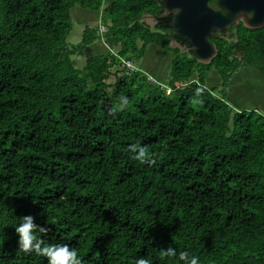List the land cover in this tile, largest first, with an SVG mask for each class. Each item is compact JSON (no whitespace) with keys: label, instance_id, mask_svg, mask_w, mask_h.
<instances>
[{"label":"trees","instance_id":"1","mask_svg":"<svg viewBox=\"0 0 264 264\" xmlns=\"http://www.w3.org/2000/svg\"><path fill=\"white\" fill-rule=\"evenodd\" d=\"M165 1L0 0V264H47L18 249L28 215L83 264H184L161 258L170 246L201 264H264V114L227 97L243 69L264 77V28L217 33L205 65L172 16L158 18ZM77 7L101 19L70 45ZM95 44L104 51L77 69ZM151 46L172 55L165 84L127 67ZM214 72L222 86L209 88ZM121 96L130 105L113 114Z\"/></svg>","mask_w":264,"mask_h":264},{"label":"water","instance_id":"2","mask_svg":"<svg viewBox=\"0 0 264 264\" xmlns=\"http://www.w3.org/2000/svg\"><path fill=\"white\" fill-rule=\"evenodd\" d=\"M209 1L166 0L165 12L158 16H172V28L191 44L187 52H193L205 65L212 63L217 56L218 48L211 42L217 33L231 34L232 27L240 23L252 30L264 28V0H221V11L211 7ZM143 19L156 24L154 16ZM173 46L181 47L175 41Z\"/></svg>","mask_w":264,"mask_h":264},{"label":"rangeland","instance_id":"3","mask_svg":"<svg viewBox=\"0 0 264 264\" xmlns=\"http://www.w3.org/2000/svg\"><path fill=\"white\" fill-rule=\"evenodd\" d=\"M100 13L90 10L82 11L77 8L73 9V31L68 37V43L70 45L80 43L83 38V28H86V24H94L99 18L101 19ZM148 22L152 23L149 20ZM100 41H102L101 37ZM95 46L96 44L93 51H87L86 56H76L74 58V65L77 69H83L93 54H99L104 51V46L103 48L101 45ZM162 52L161 49L151 46L143 60L134 64L140 70L145 69L154 81L165 84L171 73L172 55H165ZM221 80V76L214 72L209 80L208 87L222 86ZM227 91H229L228 99H230L232 107L244 110H257L264 114V77L255 69L245 68L236 74Z\"/></svg>","mask_w":264,"mask_h":264},{"label":"clouds","instance_id":"4","mask_svg":"<svg viewBox=\"0 0 264 264\" xmlns=\"http://www.w3.org/2000/svg\"><path fill=\"white\" fill-rule=\"evenodd\" d=\"M107 31L108 28L106 26H102L100 28L101 33H106ZM185 51L187 50L185 49ZM74 58L75 57H73V60ZM129 64L130 62H127L128 69L130 71L137 72L138 68L133 67L132 64H130L129 66ZM149 79L151 81H154L153 79L150 78V76ZM232 81L230 82L232 83ZM227 97L229 98V91ZM119 101H120L119 106L118 108L113 110V114H115L116 111H123L127 109L130 105L129 98L127 96H121L119 98ZM228 102L230 103V99H228ZM234 109L238 111L244 110L239 108H234ZM129 151L133 153V159L138 161L140 164L151 165L154 163V160H152L148 156L146 146L140 144H132L129 146ZM14 229L19 237L18 240L19 251H22L24 253H35L39 256L45 257L47 260V264H83L82 260L78 256V251L75 247H71L66 243H48L44 240L38 239L35 234L37 232H47L48 228L45 227L44 225L37 224L35 217L31 215L20 217V223ZM160 255L161 258L176 257L178 255L179 260L184 262V264H201L200 258L198 256L190 255V253L187 251L180 252L178 254L176 249L171 246L168 247L167 249L161 250ZM134 264H149V261L144 257H140L135 260Z\"/></svg>","mask_w":264,"mask_h":264},{"label":"crops","instance_id":"5","mask_svg":"<svg viewBox=\"0 0 264 264\" xmlns=\"http://www.w3.org/2000/svg\"><path fill=\"white\" fill-rule=\"evenodd\" d=\"M75 9H76V8H75ZM77 9H78V7H77ZM78 10H81V9L79 8Z\"/></svg>","mask_w":264,"mask_h":264},{"label":"built area","instance_id":"6","mask_svg":"<svg viewBox=\"0 0 264 264\" xmlns=\"http://www.w3.org/2000/svg\"><path fill=\"white\" fill-rule=\"evenodd\" d=\"M129 66H130V64H129Z\"/></svg>","mask_w":264,"mask_h":264}]
</instances>
